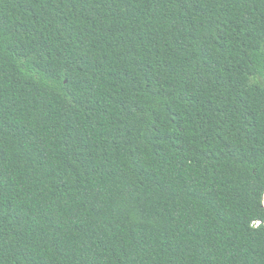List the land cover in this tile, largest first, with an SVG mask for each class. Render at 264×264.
I'll list each match as a JSON object with an SVG mask.
<instances>
[{"label": "trees", "instance_id": "1", "mask_svg": "<svg viewBox=\"0 0 264 264\" xmlns=\"http://www.w3.org/2000/svg\"><path fill=\"white\" fill-rule=\"evenodd\" d=\"M0 264H264V0H0Z\"/></svg>", "mask_w": 264, "mask_h": 264}]
</instances>
